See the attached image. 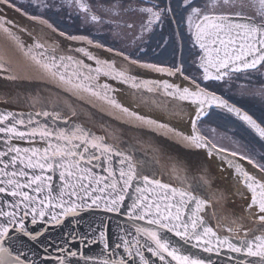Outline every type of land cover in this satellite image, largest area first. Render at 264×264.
I'll list each match as a JSON object with an SVG mask.
<instances>
[{"label":"snow or ice","instance_id":"6c2138e0","mask_svg":"<svg viewBox=\"0 0 264 264\" xmlns=\"http://www.w3.org/2000/svg\"><path fill=\"white\" fill-rule=\"evenodd\" d=\"M75 6L85 14V17L92 22L100 23L101 16L92 11V6L86 0H72ZM29 3L38 10L51 9L54 4L48 0H29ZM252 6L256 8L260 17V22L252 16L244 14L243 11H226L233 8L243 9L247 5L243 0H213L211 11H203L197 7L193 0H183L184 7L188 10L187 25L190 34L194 37L193 46L202 51L198 57V67L202 69V81H222L225 76L231 73L246 72L247 70H259L264 67V0H251ZM0 6L15 9L22 12L29 20L38 21L47 25L48 28L56 32L46 19L39 15H29L21 7L17 6V0H0ZM71 6V3L69 4ZM105 15L120 16L122 12L142 13L147 16V25L142 26L141 39L145 30L151 31L153 24L162 22L163 13H171L172 8L166 6L160 8L153 4L151 7H133L131 3L125 5L123 0L105 6L100 5ZM220 9V11H216ZM0 7V11H2ZM194 18L197 21L194 24ZM10 22L0 18V29L10 32ZM193 26L195 31L193 32ZM129 29L135 28L134 23L127 24ZM60 36H65L64 32H59ZM69 40L86 41L94 47L102 48L104 45L95 43L86 36L70 35ZM38 48H45L44 43L38 42ZM77 51L83 53L90 60H95L98 65H105L107 71L105 75L128 83L136 89L145 88L152 92L155 88L162 89L168 95L177 97L180 100H190L198 108L195 113L196 120L209 115V109L213 106L231 113L247 124L251 129L264 139V122L258 123L252 115L242 111L235 105L216 95L215 92L208 91L206 87H201L193 79L195 89L180 87L170 84L167 81H137L136 76L131 75V66L137 65L140 68L150 69L155 72L168 73L173 75L179 73L184 76L183 64L174 67H161L155 63H141L139 59L133 58L130 54L122 51L116 52L117 56L123 57L127 65L117 68L115 62L102 61L94 56L87 49L81 47ZM107 51H113L108 48ZM143 52L144 49L140 48ZM35 59V57H34ZM65 60L72 61L73 57L59 58V63L55 57H50L42 67L52 76H59L61 81L71 83V79L65 75L62 69L66 68ZM37 63H40L37 60ZM77 65H82L84 70H89L90 66L83 64V61H75ZM195 63V61H194ZM101 69L94 70L95 75L88 71V75L80 72L74 73L78 80L95 79L99 76ZM184 79L189 77L184 76ZM76 87H84L91 90L93 95H99L91 89L90 85L78 83ZM104 89L110 90L107 84L102 85ZM104 98L108 99L107 93ZM110 103L116 104L114 100ZM122 111L128 112V108L116 104ZM40 115V113H37ZM47 116L48 113H43ZM137 120L149 124L156 121L145 120V117L136 113H130ZM14 120L13 123H7ZM38 122H34L31 117L27 121L17 119L12 113L0 114V133L5 134V144L7 149L0 150V194L4 197H11V200H0V264H36L35 259H29V253L13 248L14 236L10 233H19L29 241L36 242L40 234L33 233L25 227V220L31 216V223L35 225L37 220L50 223L53 226H60L61 217H76L85 210L102 209L107 213L121 214V209H126L129 220L144 221L151 227H144L134 224V233L128 232L119 237L120 242L110 249L107 238V227L101 221L99 226H89L90 231L98 233V240L91 242H101L106 253L104 258L99 259L92 256H80L84 264H152L145 252L156 257L160 264H206V261L192 255L184 253L181 248L166 238L165 233H172L179 237L185 244L193 248L202 249L204 252L220 255L221 251L227 249L229 253L238 254L243 259L236 260V264H264V177L257 178L249 174L239 164L229 162L235 167L236 172L242 177L245 188L252 193L251 203L248 206L247 219L251 223L245 227L237 224L236 227H229L228 231L234 233V238L229 236H219L211 227L199 216L205 201L199 200L191 192L171 187L161 183L159 180L150 179L148 176H141L136 172L135 165L131 163V157L122 152L115 151L111 146L99 143L103 137H89L80 128L71 134H66L63 130L54 133L46 125L29 127ZM18 125H23L21 130ZM164 128L166 125L160 124ZM193 131L196 132L195 122ZM53 138L54 141H47V147L20 148L12 142L14 140ZM184 140L189 141L198 148L206 147V138L199 134L184 136ZM65 141L64 144L58 141ZM79 141L80 143H73ZM85 145L82 149L80 145ZM89 146L104 154H114L122 156L120 164H127L126 168L119 169V176L109 168L108 176H95L90 168L84 165L90 164L93 159L100 157L92 155L86 157L84 153L89 151ZM215 147V145H213ZM79 149V150H78ZM223 152L225 149H219ZM231 156H239L241 160L247 159L249 164H253L261 173H264V164H258L250 157L240 155L236 152L229 153ZM7 157V159H5ZM111 159V155L107 156ZM58 172L60 186L54 189L53 180ZM137 182L134 191L135 198L130 205H124L128 197V189ZM106 192V195H103ZM149 193H155L149 195ZM195 203L191 216L187 219L185 209L189 203ZM59 209V211H56ZM45 217L48 219L46 220ZM236 224L235 221H233ZM132 238L129 239L128 237ZM84 241L82 240L81 243ZM122 249L123 254L117 258L116 250ZM63 255L55 257L58 264H72L69 257H77L78 253L68 248L59 249ZM47 259V257H45ZM229 259H232L229 256ZM76 264H79L77 261Z\"/></svg>","mask_w":264,"mask_h":264},{"label":"water","instance_id":"95a60500","mask_svg":"<svg viewBox=\"0 0 264 264\" xmlns=\"http://www.w3.org/2000/svg\"><path fill=\"white\" fill-rule=\"evenodd\" d=\"M0 7L3 9L0 11V18L9 21L8 26L11 29L10 32L0 29V114L12 113L15 118L25 121L31 117L34 122H38L39 126L46 125L54 133L63 130L66 134H71L80 128L89 137H103V140L98 142L130 156L131 163L135 165L136 172L141 176H148L171 187L186 190L199 200L205 201L198 215L219 236L234 238V233L228 231L229 227H236L237 224L247 227L251 223L247 216L252 193L245 188L242 177L229 162L239 164L257 178L264 177V173H261L253 164H249L247 159L241 160L239 156H231L228 152H221L219 148L213 147L198 127L199 123L208 118L212 111L226 112L225 110L213 106L209 109L208 116L196 120L195 113L198 108L190 100H180L168 95L160 88L149 92L145 88L136 89L128 83L113 79L104 74L108 70L105 65H98L95 60H90L77 49L83 47L102 61L115 62L117 68L127 65V61L117 56L116 52L107 51L105 47H94L86 41L69 40L67 35L60 36L59 31L53 32L47 25L29 20L22 12ZM38 42L44 43L45 48L36 47ZM61 56L73 57L72 61H64L66 68L62 69L71 79V83L61 81L59 76H52L42 67V64L50 57H55L59 63ZM37 60L40 63H37ZM75 61H83V64L89 65L90 69L84 70L82 65H77ZM97 67L101 69V72L95 79L78 80L74 75L77 72L88 75V71H91L94 76V70ZM130 74L136 76L138 82L167 81L180 87L195 89V84L190 79H184V76L179 73L169 75L166 72H155L133 65ZM78 83L90 85L91 89L99 95H93L91 90H85L84 87H76ZM104 84L109 85L110 90L104 89L102 87ZM105 92L108 99L104 98ZM109 100H114L116 104L128 108L129 111H122ZM43 113L48 115L45 116ZM130 113H136L145 117V120L156 121V123L149 124L137 120ZM228 114L241 121L235 115ZM13 122L14 120H10L7 123ZM193 122H195L196 132L193 131ZM160 124L167 127L161 128ZM38 125L33 123L29 127ZM245 125L264 143V139H261L254 129ZM18 127L24 130L23 125ZM194 134L206 138V147L198 148L183 139L184 136ZM48 140L57 142L53 138L41 139L37 136L31 140H14L12 143L20 148H44L47 147ZM4 141L5 134L0 133V150L6 151L7 145ZM58 143L64 144L65 141L61 140ZM73 143L80 142L73 141ZM84 146L81 144L80 148ZM84 155L100 157L84 165L97 177L108 176L109 168L119 176V169L127 167V164L119 163L123 159L122 156L101 155L99 150L90 146L89 151ZM109 155H111L110 160L107 159ZM60 183L57 172L53 180L54 189L58 190ZM136 186L137 182L134 181L133 186L128 189V197L124 205L132 203L136 196L134 191ZM154 194L149 193V195ZM103 195H106V192ZM5 199L12 198L0 194V200ZM194 208V202L187 205L185 219L191 216ZM45 219L48 218L45 217ZM61 220L60 226H53L40 220L33 225L31 216H28L25 227L33 233L42 234L38 236L36 242H33L19 233H10L15 240L13 248L28 252L29 259H35L36 264H58L55 257L63 255L59 249L68 248L78 253L77 257H69L72 264H76L77 261L79 264H84L80 256L102 259L106 255L101 242H91L93 239L98 240V233L91 232L89 226H99L103 221L107 227L110 249L120 242V236L128 232L134 233V224L151 227L144 221L129 220L124 208L121 209L120 215L95 209L85 210L76 217H61ZM165 236L179 246L184 253L203 259L206 264H236V260L243 259L238 254L229 253L227 249L222 250L220 255H216L215 252L207 253L202 249L193 248L172 233L166 232ZM82 240L83 243H81ZM116 253L118 258L120 254H123V250H116ZM145 255L152 264H160V261L151 253L145 252ZM229 256L232 259H229Z\"/></svg>","mask_w":264,"mask_h":264},{"label":"flooded vegetation","instance_id":"af4514ba","mask_svg":"<svg viewBox=\"0 0 264 264\" xmlns=\"http://www.w3.org/2000/svg\"><path fill=\"white\" fill-rule=\"evenodd\" d=\"M86 2L92 6L93 12L101 16L100 23L92 22L86 18L72 0H48V3L54 4L55 7L43 10L32 6L29 0H17V6L29 15L42 16L57 31H62L67 36H86L94 43L102 44L107 49H113V52L122 51L125 54H130L133 58L139 59L141 63H155L166 68L183 64L184 76L189 77L191 81L195 79L201 87H206L208 91L215 92L216 95L252 115L257 122H264V67L259 70L231 73L225 76L222 81H202L200 79L202 69L198 67V57L203 53L198 46H193L194 37L190 34L187 25L189 12L184 7L183 0H123L125 5L131 3L133 7H151L156 4L160 8L166 6L172 8L170 14H162L161 23L153 24L151 31L145 30L141 39H137V37L141 36L142 26L147 25L146 14L122 12L118 17H109L101 10L100 5L107 6L115 0H86ZM193 2L203 11H211L210 6L213 0H193ZM236 2L238 3L239 0ZM243 2L247 5L245 8H233L226 11H243L244 14L252 16L257 22H260V17L256 8L252 6L251 0H243ZM70 3L71 6H69ZM216 11H220V9ZM196 22L194 18V24ZM129 23H134L135 28L129 29L127 27ZM192 31H195L194 26ZM140 48H143L144 51H139ZM216 112L227 114L224 111ZM233 119L241 127L249 129L235 117ZM198 127L215 147L225 149V152H236L240 155L254 153L241 146V148L236 146L239 150L227 146L237 143L230 136H224L219 130H216L208 122V118L202 120ZM214 136H218L220 141L228 144L225 146L220 144V141H216Z\"/></svg>","mask_w":264,"mask_h":264},{"label":"trees","instance_id":"16d2710c","mask_svg":"<svg viewBox=\"0 0 264 264\" xmlns=\"http://www.w3.org/2000/svg\"><path fill=\"white\" fill-rule=\"evenodd\" d=\"M208 122L222 134L234 139L241 147L254 152L250 155L257 160V163L264 164V143L249 129L241 127L230 115L216 111L210 115Z\"/></svg>","mask_w":264,"mask_h":264},{"label":"rangeland","instance_id":"374dc122","mask_svg":"<svg viewBox=\"0 0 264 264\" xmlns=\"http://www.w3.org/2000/svg\"><path fill=\"white\" fill-rule=\"evenodd\" d=\"M224 135V134H223ZM224 136H226V135H224ZM215 137V140L217 141H220L219 140V137L218 136H214ZM220 144H222V145H227L228 143H225V142H222V141H220ZM227 146H230L231 148L233 147V148H235V149H237V150H239L238 148H236V146L237 147H240L241 145H239V144H231V145H227ZM241 148V147H240ZM241 155H243V156H246V157H250L251 159H253L256 163H257V160L252 156V155H250V154H241ZM259 164V163H258Z\"/></svg>","mask_w":264,"mask_h":264}]
</instances>
